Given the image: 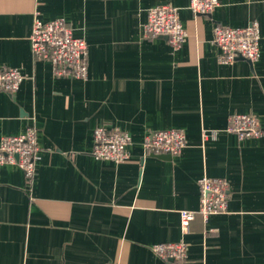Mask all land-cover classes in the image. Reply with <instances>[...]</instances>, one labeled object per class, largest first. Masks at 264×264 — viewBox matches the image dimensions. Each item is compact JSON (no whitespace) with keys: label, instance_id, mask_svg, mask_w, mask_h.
Wrapping results in <instances>:
<instances>
[{"label":"crops","instance_id":"1","mask_svg":"<svg viewBox=\"0 0 264 264\" xmlns=\"http://www.w3.org/2000/svg\"><path fill=\"white\" fill-rule=\"evenodd\" d=\"M166 3L187 32L176 48L144 34L147 10ZM188 5L0 0V67L23 75L14 93L0 90V139L32 126L39 147L30 180L0 164V264H264V0H220L210 14ZM35 15L65 19L86 41V79L55 76L34 57ZM251 21L258 59L220 63L213 27ZM234 113L256 115L262 135L239 140L227 130ZM102 125L131 136L124 162L91 154ZM167 129L184 131L182 151L145 152L144 135ZM205 176L227 179V211L206 221L196 213L184 232L179 211H197ZM178 241L188 247L182 260L151 250Z\"/></svg>","mask_w":264,"mask_h":264},{"label":"built area","instance_id":"2","mask_svg":"<svg viewBox=\"0 0 264 264\" xmlns=\"http://www.w3.org/2000/svg\"><path fill=\"white\" fill-rule=\"evenodd\" d=\"M219 3L220 0H189L188 7L195 14H210ZM144 34L152 38L165 36L175 48L187 37V32L179 19L178 8L169 3L158 4L147 10ZM259 39L257 21H251L244 27L219 24L213 27L212 42L219 49L217 60L220 63H232L237 58H244L249 62L256 61L260 55ZM29 41L34 57L49 61L55 76L87 78V43L83 38L74 36L65 19L42 21L35 15ZM22 80L23 75L17 68L0 67V90L14 93ZM227 130L236 134L239 140L259 137L263 133L258 117L247 113L230 115ZM211 136L214 137L215 133H211ZM185 142V133L181 129L154 130L144 135L142 146L145 152L177 155L184 148ZM130 143L131 136L127 132L103 125L98 126L93 132L91 154L95 158L121 163L129 157L127 147ZM38 149L35 128L29 126L21 134L4 136L0 139V164L19 166L30 180L34 174ZM198 185L200 197L197 211L188 209L179 211L180 227L184 232L189 231L190 222L196 213L201 214L206 221L211 214L227 211L229 200L227 179L205 176L199 179ZM187 249V244L183 241L151 245V250L165 260H182L186 256Z\"/></svg>","mask_w":264,"mask_h":264},{"label":"water","instance_id":"3","mask_svg":"<svg viewBox=\"0 0 264 264\" xmlns=\"http://www.w3.org/2000/svg\"><path fill=\"white\" fill-rule=\"evenodd\" d=\"M164 38H167L164 36ZM158 156H162V157H169L170 155L169 154H157Z\"/></svg>","mask_w":264,"mask_h":264}]
</instances>
